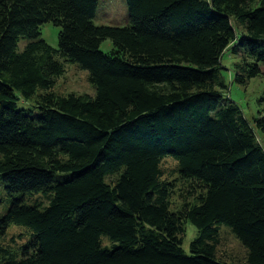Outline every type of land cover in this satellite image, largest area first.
Returning a JSON list of instances; mask_svg holds the SVG:
<instances>
[{
	"label": "trees",
	"instance_id": "16d2710c",
	"mask_svg": "<svg viewBox=\"0 0 264 264\" xmlns=\"http://www.w3.org/2000/svg\"><path fill=\"white\" fill-rule=\"evenodd\" d=\"M126 3L120 27L95 24L98 0H0V239L30 232L19 253L0 244V264H236L221 225L243 264H264V106L245 116L221 62L237 59L241 85L261 73L264 0ZM67 63L94 95L53 91ZM167 157L190 189L175 211Z\"/></svg>",
	"mask_w": 264,
	"mask_h": 264
},
{
	"label": "rangeland",
	"instance_id": "374dc122",
	"mask_svg": "<svg viewBox=\"0 0 264 264\" xmlns=\"http://www.w3.org/2000/svg\"><path fill=\"white\" fill-rule=\"evenodd\" d=\"M96 25L110 26H127L130 22L129 11L126 0H98V7L94 17ZM59 27L52 22H46L40 27V37L44 39L50 46H58ZM27 39H21L19 49L22 50ZM113 43L110 39H106L101 43L102 51H110ZM237 59L225 53L222 57V75L228 85L227 96L230 100L237 103L243 110L245 116L252 120L259 115L264 106V63L260 66L261 73L250 79L246 85H241L233 81L234 65ZM53 91L57 95L75 94H95V88L88 80V72L80 69L77 65L67 63L64 73L58 78ZM264 115L263 112H260ZM252 122V121H251ZM161 170L164 173L162 180L173 183L174 189L171 195V210H177L184 202L191 200L189 194L188 183L182 180L178 174L177 162L172 158H164L161 162ZM114 176L107 177L109 182ZM30 232L23 226H10L5 235L0 239V244L10 247L11 250L19 253V248L26 244L29 239ZM198 231L194 224L190 221L185 224V232L183 234V247L188 249L190 242L197 236ZM104 244H107L104 241ZM218 255L224 260L243 264L245 261V249L231 232L228 226H220V243L218 245Z\"/></svg>",
	"mask_w": 264,
	"mask_h": 264
}]
</instances>
